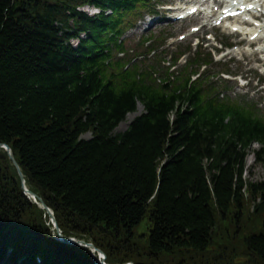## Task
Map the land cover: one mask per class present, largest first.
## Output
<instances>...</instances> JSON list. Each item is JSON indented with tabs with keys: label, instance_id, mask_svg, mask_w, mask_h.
<instances>
[{
	"label": "trees",
	"instance_id": "16d2710c",
	"mask_svg": "<svg viewBox=\"0 0 264 264\" xmlns=\"http://www.w3.org/2000/svg\"><path fill=\"white\" fill-rule=\"evenodd\" d=\"M141 1L93 0L113 16L76 17L86 38L74 51L67 42L77 34L62 7L0 0V143L60 222L99 235L109 256L134 250L168 264L212 248L230 262L234 249L245 264H264V184L244 180L253 142L256 161L264 156V121L187 81L159 86L144 74L138 82L135 71L117 73L110 60L121 47L120 10ZM138 100L145 114L112 135ZM87 132L92 139H80ZM26 201L0 150V223L12 224ZM249 217L255 227L246 230ZM10 233L21 248L26 236Z\"/></svg>",
	"mask_w": 264,
	"mask_h": 264
},
{
	"label": "rangeland",
	"instance_id": "374dc122",
	"mask_svg": "<svg viewBox=\"0 0 264 264\" xmlns=\"http://www.w3.org/2000/svg\"><path fill=\"white\" fill-rule=\"evenodd\" d=\"M173 41H175V40H173ZM239 74L240 75H242V76H248V77H250L251 76V71H250V68L249 67H244V68H242L240 71H239ZM231 87H232V91H237V89H238V91H239V93L240 94H245V93H241V90L243 89V87L241 88V87H237V89L235 88V83L233 82V83H230L229 84ZM239 85H241V83H239ZM254 85V84H253ZM253 85H251V84H249V87L251 88ZM242 86V85H241ZM251 96H250V94H249V98H250ZM253 101H259V100H257V99H255V98H253ZM139 110H141V109H139ZM141 112V111H140ZM121 128H125V124H123L122 126H121ZM123 130V129H122ZM119 131H121V130H118V129H116V133L117 132H119ZM258 149V146L257 145H252L251 146V149H250V151H249V153H248V155L246 156V166H245V169H246V175L244 176V180L246 181V179L247 180H249L250 182H252V183H263L264 184V156H262V157H260L261 158V160H257L256 161V157H255V155L253 154V152L255 151V150H257ZM253 209V208H252ZM32 212H35V209L32 211ZM32 212H31V214H32ZM250 212H252V210L250 211ZM250 218V217H249ZM260 218V217H259ZM246 219V218H245ZM251 219V221H248L247 222V224L245 223L244 225L246 226V225H248V227H244L246 230H249V229H252V227L254 226V222L252 221V220H256L255 218H250ZM243 221H245V220H243ZM43 222V221H42ZM49 224V221L47 222V223H42V227L40 226V234L42 235V236H45L44 235V232H43V227L44 226H47ZM38 225V224H37ZM255 227V226H254ZM253 227V228H254ZM45 229L44 230H46V232H48V233H50V234H52L51 233V231H49V228H47V227H44ZM246 232V231H245ZM96 238L97 239H99V237L98 236H96ZM127 252H128V254L130 255V257H135V256H138L139 254H140V252H137V251H134V250H126Z\"/></svg>",
	"mask_w": 264,
	"mask_h": 264
},
{
	"label": "bare ground",
	"instance_id": "6f19581e",
	"mask_svg": "<svg viewBox=\"0 0 264 264\" xmlns=\"http://www.w3.org/2000/svg\"><path fill=\"white\" fill-rule=\"evenodd\" d=\"M4 249V248H3Z\"/></svg>",
	"mask_w": 264,
	"mask_h": 264
}]
</instances>
